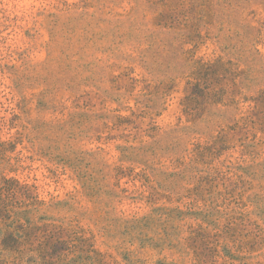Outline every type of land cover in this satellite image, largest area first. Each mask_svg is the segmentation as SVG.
<instances>
[{"label":"rangeland","instance_id":"374dc122","mask_svg":"<svg viewBox=\"0 0 264 264\" xmlns=\"http://www.w3.org/2000/svg\"><path fill=\"white\" fill-rule=\"evenodd\" d=\"M262 102L264 0H0V264H264Z\"/></svg>","mask_w":264,"mask_h":264},{"label":"trees","instance_id":"16d2710c","mask_svg":"<svg viewBox=\"0 0 264 264\" xmlns=\"http://www.w3.org/2000/svg\"><path fill=\"white\" fill-rule=\"evenodd\" d=\"M198 94H195V95H192L191 98H189V101H191V99L193 100V98H196ZM188 101V100H187ZM261 108V107H264V102L260 103V104H257L256 107L254 109H258V108ZM253 109V108H252ZM250 119H254L253 116L248 113L247 116L244 118L245 121H248Z\"/></svg>","mask_w":264,"mask_h":264}]
</instances>
